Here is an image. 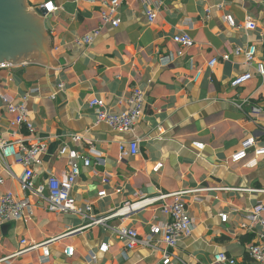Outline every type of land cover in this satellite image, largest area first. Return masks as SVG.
<instances>
[{
  "label": "crops",
  "instance_id": "0c3cea01",
  "mask_svg": "<svg viewBox=\"0 0 264 264\" xmlns=\"http://www.w3.org/2000/svg\"><path fill=\"white\" fill-rule=\"evenodd\" d=\"M49 1L57 7L52 13L45 6ZM30 3L36 13L45 10L41 17L60 67L28 61L0 70V136L47 142L43 162L35 167L37 182L68 172L69 158L60 154L63 146L82 154L93 147L101 155L92 156L91 166H82L72 191L79 206L91 204L97 216H108L141 196L203 189L183 197L195 229L180 240L171 264H217L215 255L221 252L236 258V264H253L246 250L258 239L256 229L249 228L252 209L264 201V154H256L264 148V118L251 119L248 112L252 105H264V86L253 78L233 88L231 80L254 71L244 55L234 53L238 46L256 42L263 57L264 0H122L117 28L102 20L103 0ZM149 9L157 14L153 22ZM227 15L235 18L236 27L226 22ZM248 18L256 29L247 27ZM97 29L100 34L92 44L76 45L77 39ZM184 33L193 38L192 46L174 40ZM224 54H230L229 61L223 60ZM213 58L218 63L211 67ZM198 70L202 75L195 82ZM135 87L145 89L147 99L133 133L97 123L96 110L89 106L92 97L122 112ZM1 94L14 100L29 95L34 133L12 126ZM246 100L251 103L245 105ZM75 134L83 139L75 142ZM249 137L256 140L255 146L246 158L233 161ZM136 138L140 154H123L121 147ZM194 142L203 143L204 150ZM9 164L10 170L0 161V195L12 191L24 197L18 179L24 168L12 160ZM104 178L109 182L104 184ZM102 190L107 191L105 197L98 196ZM160 209L158 202L87 228L79 214L38 207L26 220L0 225V259L23 249V238L33 243L59 237L50 246V260L41 261L37 249L0 264H162L161 251L147 245L128 249L114 231L132 227L147 237L152 226L168 221ZM223 213L228 214L227 222L221 220ZM103 243L110 246L107 252L99 250ZM69 246L74 248L72 256L65 254Z\"/></svg>",
  "mask_w": 264,
  "mask_h": 264
},
{
  "label": "built area",
  "instance_id": "2783aa9c",
  "mask_svg": "<svg viewBox=\"0 0 264 264\" xmlns=\"http://www.w3.org/2000/svg\"><path fill=\"white\" fill-rule=\"evenodd\" d=\"M121 3L122 0H103L101 15L105 24H110L115 28L121 25V20L117 17L118 8ZM45 6L48 8V13L54 12L57 8L53 1H49ZM147 14L150 22L156 19L157 14L155 10L149 9ZM225 20L230 26H237V22L232 15H227ZM247 27L254 30L257 28V24L254 20L248 18ZM99 34L100 29H97L91 34L77 39L75 41L76 45H90ZM174 40L182 46H192L194 43L193 38L187 33L175 36ZM234 53L236 55H244L246 63L253 66L254 71H245L237 74L231 80V86L233 88L242 87L255 76L260 79L264 86V58L260 55L261 52L258 43L254 42L246 46H238ZM223 60L229 61L230 54H224ZM217 63L218 59L213 58L209 62V66L214 67ZM11 68H14V63H0V70ZM201 75L202 71L198 70L193 80L195 82L198 81ZM59 89L63 90L64 84H60ZM53 96L55 97L56 93ZM146 97L147 91L145 89L135 87L132 89L128 98V108L122 112L112 111L105 100L97 96L89 100V106L96 110L97 123H106L113 130L122 133H133L135 126L145 113ZM1 98L8 113L12 116V126L18 127L19 129L24 128L28 132L34 133L36 128L28 107L29 95H24L18 100H14L6 94H1ZM250 103L251 100L244 102L245 105H249ZM244 104H240L239 107L242 108ZM248 116L251 119H258V117L264 118V105H252ZM12 134L14 135L15 132ZM82 139L83 137L80 134L73 136L75 142H79ZM255 144L256 140L253 137L244 140L242 142V148L233 154L232 160L237 162L246 158L247 151L254 147ZM193 145L199 150H204L205 148L203 143L194 142ZM47 148L48 145L45 140H38L33 143L26 139H8L0 136V161L9 170L11 169L9 164L10 160L24 168V174L18 179L20 188L25 194L24 197H19L14 192L7 191L0 195V225L11 221L26 220L33 215L36 208L42 206L50 212L79 214L85 219L86 224L84 227L88 228L96 224H106V221L114 216H127L134 211L138 212L144 210L149 205L161 202L160 210L167 216L168 221L152 226L151 232L147 237L142 236L137 229L132 227L122 226L116 228L114 231L120 240L125 243L126 248L134 249L140 245H147L152 247L153 250L161 251L162 264L172 263L173 258L176 257L175 249L180 240L191 236L195 229L194 220L189 214L187 203L183 197L187 193L203 189L159 194L151 198L141 196L134 202L127 201L122 208L115 210L108 216H97L94 213L93 205L87 204L83 208L79 206L72 191L76 186L77 179L81 175L82 166H91L92 156L94 154L100 156L101 154L93 147L88 149L87 154H82L77 148H70L65 145L61 148L60 154L69 158L70 169L68 172L62 177L50 174L43 182H37L35 167L42 164V156L47 152ZM121 149L125 155L136 156L140 154L139 139L136 138L130 141L128 145L122 146ZM256 154L263 155L264 148H258ZM108 182V178L103 179L104 184ZM2 184H4V178L0 175V185ZM29 195H34L38 198V201L35 203L32 202ZM106 195V190L99 191L98 193L99 197H105ZM168 198H172V201L168 202ZM251 215L252 222L249 228L253 227L256 229L258 239L248 244L246 253L253 264H264V201L257 202L252 209ZM220 217L223 222H227V213L221 214ZM247 226V224H243V227L247 228ZM58 239L59 237H56L43 242L32 243L26 238H23L20 242L24 248L0 259V262L8 261L11 258L37 249H41L42 251L41 261L48 262L51 258L50 246ZM109 247V244L103 243L99 250L101 252H107ZM65 254L72 256L74 254V248L67 247ZM93 258L95 259V255H93ZM215 262L217 264H236V258L229 256L225 252H221L215 255Z\"/></svg>",
  "mask_w": 264,
  "mask_h": 264
},
{
  "label": "water",
  "instance_id": "95a60500",
  "mask_svg": "<svg viewBox=\"0 0 264 264\" xmlns=\"http://www.w3.org/2000/svg\"><path fill=\"white\" fill-rule=\"evenodd\" d=\"M27 0H0V63L40 62L60 67L52 56V36ZM39 16H38V15Z\"/></svg>",
  "mask_w": 264,
  "mask_h": 264
},
{
  "label": "rangeland",
  "instance_id": "374dc122",
  "mask_svg": "<svg viewBox=\"0 0 264 264\" xmlns=\"http://www.w3.org/2000/svg\"><path fill=\"white\" fill-rule=\"evenodd\" d=\"M29 6L32 8L31 6V3H30V0H27ZM33 9V8H32ZM254 78H257L258 82H259V78L257 76H255ZM247 84V83H246ZM246 84H244L243 86H245ZM259 96V95H258ZM30 199L32 200V202H37L38 201V198L35 197L34 195H29ZM12 222V221H11Z\"/></svg>",
  "mask_w": 264,
  "mask_h": 264
},
{
  "label": "trees",
  "instance_id": "16d2710c",
  "mask_svg": "<svg viewBox=\"0 0 264 264\" xmlns=\"http://www.w3.org/2000/svg\"><path fill=\"white\" fill-rule=\"evenodd\" d=\"M262 52H263V58H264V43L262 45Z\"/></svg>",
  "mask_w": 264,
  "mask_h": 264
}]
</instances>
